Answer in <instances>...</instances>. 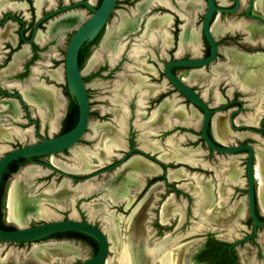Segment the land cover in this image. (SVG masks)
I'll return each mask as SVG.
<instances>
[{"label": "flooded vegetation", "instance_id": "flooded-vegetation-1", "mask_svg": "<svg viewBox=\"0 0 264 264\" xmlns=\"http://www.w3.org/2000/svg\"><path fill=\"white\" fill-rule=\"evenodd\" d=\"M101 1L102 0H96L95 3L92 4L90 0H0V158L15 148L38 142L42 137H53L68 131L66 130L69 125L67 116L70 112L71 100L75 99L68 92L66 80L64 82V87L61 86V82L51 79L50 71H59L61 69V76L64 72L65 78V53L68 42L76 29L93 13L82 2L97 8ZM142 1L143 0H126L127 3L134 4L135 8L136 4ZM185 1L186 0H163L161 4L149 0L147 8L144 10L145 12L143 11L140 14L141 17L139 16L136 26L125 33L118 34L109 42L115 49L120 50L129 47L128 45L131 43L129 37H131L132 33L137 32V37L134 38L136 42L133 44L139 45L131 50V55H127V58L129 56L132 57V59L141 66V72L126 70L116 75L121 82V87L125 81L132 80L134 77L139 80L138 86H133L132 89H128L126 92L122 93L120 99H118V97L116 98L119 104H121L119 105L120 107L112 106L111 104V106H108L110 110H108L107 113H111L118 119L120 117V120L113 122L105 120L103 118H106V116L100 114L102 118L98 117L97 120L93 121L101 125L103 123L107 124L108 132L106 136L116 141L118 147L114 148L110 154L104 155L102 158L103 160L93 155L96 159L100 160V162L93 163L91 158L90 164L92 167L85 172L73 171V166L70 167L69 170L60 168L53 165L50 160L44 161L43 158L45 156L33 157L35 161H28L26 158H18L11 161L3 172L0 184L1 229L14 230L22 228L7 220L6 196L5 214L2 213L3 196L5 191L7 194L8 189V187L6 189L7 181L12 176L20 174L25 166L39 165L46 172L33 177L36 178V180H34V185H32L36 187L35 189L32 190L28 188L26 183L25 193L27 195L32 193L34 195H39L40 199L44 201L42 202L43 207L45 209L47 208L49 211L46 205L51 204L54 200L53 198L48 199L49 196H43L41 192L51 183L54 184V187L58 186L64 179L67 180L70 190L62 197L59 203H52L58 210L64 212L59 219L46 220L40 217L31 218L23 227L33 226L48 221L71 219L91 224L100 229L107 237L99 221L92 220V216L95 212H100L101 214L108 210L107 206H111L114 208L111 210L115 212V217L118 213L128 217L138 205L139 201L145 197L151 186L156 183H161L162 188L154 193L150 201H146L147 203H151L152 222L155 235L159 238L157 243H154L155 245L151 247V250L157 249L158 252H162L174 248H181L182 255L179 264H243L240 258V251L247 245L251 252L252 264H264V241L262 240L264 237V226H258L257 229L254 230V224L250 216L247 200L248 151L243 149L237 152L224 153L215 151L209 147L201 135L203 111L196 105L191 104L188 99L171 84L164 72V66L170 60L205 57L208 56L210 52V46L201 29L206 1L200 0L201 2H205L204 9L201 8V2L199 1L200 7L196 9L195 12L191 11ZM214 1L217 7L232 9L236 5V0ZM237 1L238 6L234 11L224 12L216 10L213 13L210 27L217 21L219 27L226 30L217 35L212 33L218 48L217 57L212 64L221 65L227 62V59L225 62L219 61L220 56L226 58L223 52H221V48L234 49L243 54H246V52L252 53L254 51L264 52V42L261 40H247L248 33L241 29V25L247 23H252L254 26L264 29V21H261L264 20V0H262L258 6H256L258 0H253L248 13H246V10L250 5V0ZM118 3L119 1L116 0L109 17L97 35L93 39L86 40L82 43L81 47L85 46L90 50L83 66L81 68L79 67L82 72L85 64L94 51L93 47L98 45V48H101V41L113 15L118 13L119 16H121L120 12L117 10ZM172 6L176 8L175 10H181L184 17H180L176 11L172 10ZM199 10H202L201 16L199 17L200 24L198 29H196L199 32V45L197 47L198 52H194L192 50L193 48H190L186 44L181 46L179 38L182 32L181 30H183V25L187 28H194L193 20L196 15L195 13L199 12ZM75 12L83 13L84 18L78 21H71L69 27L61 25L55 28H49L51 22L56 21L66 14ZM134 12L131 17L124 15L126 18L133 20L135 15ZM164 14L169 16L165 23L161 26L157 25L158 27L153 26V28H151V25L147 27L151 20L162 17ZM115 21L118 22L117 19ZM230 25L234 26L233 30L227 29ZM63 44L65 45V50L62 56H58V49ZM135 53H137V55ZM147 57L151 62L146 61ZM156 60L163 61V70L161 72L164 79H160L159 81H156L159 79L157 75H160V72L156 71ZM60 61L62 63L61 68L59 65ZM112 61L114 62V60ZM120 63L112 67H109V63L95 64L88 70L90 73L87 76L82 74L85 85L88 81L112 76L116 69L120 68ZM150 65L151 68H149ZM211 65L198 68V70L202 69L208 74L206 68L210 70ZM123 67L126 68L125 66ZM223 67V69H226L227 66ZM171 69L176 76L183 80L184 76L190 73L188 68L181 66H174ZM183 71L186 73L184 76H181L180 73ZM223 73L227 74L228 72L224 71ZM218 75L216 77H218ZM216 77L212 80L214 81L217 79ZM42 83L46 85L52 84L58 87L64 98V106L54 127V129L57 128V132L52 136L48 134V128L51 127V112L45 104L41 102L38 93V85ZM94 83L92 89L99 87H96ZM196 83L205 85L209 82L203 83L197 81ZM189 85L205 101L209 109L216 110L214 113H211L207 126V134L215 144L219 146L249 144L253 147L254 153L252 162L254 173L253 191L255 214L259 221H264V210H262L258 199L259 184L255 175V165L257 162L256 152L260 150L264 152V147L260 145L259 148L261 149H259L254 145L257 139L264 138V105L262 109H257L256 111L247 110L246 103L243 101L242 97L250 94L251 90L255 89L234 87L230 90L224 88L225 85L219 86L217 89V96L214 97L216 102L212 104L199 91L198 86ZM148 86L150 89H146ZM220 88L223 90L221 91ZM86 89L90 104L89 122L83 138L75 145L82 142L86 135L92 134V129L89 126L92 122L91 117L99 115L91 108L92 102L87 86ZM116 91L118 92V89ZM165 100L174 102V104H176L175 106L183 104L187 113L191 107L197 110L199 117L195 119H199V126L196 134L191 132L192 129L189 126L191 123L187 121L188 119L172 116L166 110H161L155 121H148L151 111ZM8 106H10L11 109ZM249 111L250 113H248ZM216 113H225L227 115L230 133L227 135L225 141L218 140L213 133L212 119ZM257 113H259V117H257ZM249 116L253 118L256 117V122L252 125L242 122L238 124L235 121L237 117L249 118ZM136 117L139 118V120L133 122L132 120ZM166 118L170 119L169 124H166L168 123ZM147 128L160 129L163 139L166 134L171 133L173 130L177 131V134L165 138L166 142L163 140L151 142V138H145L146 134H151L149 130H145ZM135 129H138L141 133L136 134ZM235 133H242L243 135L246 133L250 134H248L246 138H243V140H238L240 137L233 135ZM180 134H182V136L178 137ZM102 136L103 131H97L88 138L89 142L84 146L88 147L89 151L93 152L97 142L102 139ZM151 147L154 148L151 149ZM70 148L61 152L69 151ZM130 150L131 152L126 156ZM177 150H180V152L178 151V153H176ZM164 153L172 158L169 160H162L159 158V156ZM46 156L49 157L50 155ZM134 156L142 157L157 165L159 172L155 174L139 175L140 177L138 178L130 176L135 181L131 182L127 187L128 194L132 197L131 204L127 206L124 200L112 203L107 196L110 193V187H112L113 172ZM112 157L115 158L107 163L106 161ZM229 157L236 158H234L236 161L234 167L237 169V175H231L233 166L230 161L228 162V160H230ZM192 158H194V162L191 161L193 160ZM71 160L74 162V166L77 167L78 163H76L73 158ZM43 162L56 167L57 170L42 165L41 163ZM177 169L182 170V176L168 179L167 174L169 170ZM61 172H65L69 174V176ZM4 177L5 180L3 179ZM197 182L201 186L211 185L210 191L213 195L212 202H206V193L198 190V187H196ZM88 184H92L91 187H93L90 189L86 188L85 186ZM262 185L261 188L264 195V182ZM134 190H138V194H134L132 192ZM98 195L99 200L102 202H97L95 200ZM167 196H171L169 208L171 209L170 212H172L170 214L171 216L169 215L166 220L162 221L160 213ZM177 198H180L182 202L179 207L177 206V208H174L173 206ZM216 198L221 199L220 214L218 213V215L213 213L216 210ZM155 203L157 205H154ZM237 206H239V209L236 212ZM118 207L121 209V212L117 211ZM208 209L213 212L209 213L210 210ZM49 212L51 213V211ZM126 212L128 213L126 214ZM100 221L105 223L108 222L106 216L101 217ZM241 221H243V226L246 228H243L244 232L240 235H236V228L241 224ZM189 223L193 224L189 226ZM187 226L189 227L186 229ZM196 236L198 239L194 238ZM180 238H182L183 241L179 243L178 240ZM257 239H260L261 242L259 243ZM49 241L68 242L76 249L75 254H77L79 250L88 249L90 252L89 257L93 256L98 249V243L92 236L76 231L54 233L37 242H33V244ZM0 242L6 245H24L30 243H9L1 239ZM30 248L26 251L24 256L22 255V258L29 255L28 252ZM9 255V247L7 248V246H5L0 248V258H6L4 264H78L82 261L75 260L73 262H68L70 261L71 255L69 257L57 258L52 260V262L40 261L35 258L34 260H23L20 258L12 262L8 257Z\"/></svg>", "mask_w": 264, "mask_h": 264}, {"label": "bare ground", "instance_id": "bare-ground-1", "mask_svg": "<svg viewBox=\"0 0 264 264\" xmlns=\"http://www.w3.org/2000/svg\"><path fill=\"white\" fill-rule=\"evenodd\" d=\"M198 1L199 0H186L185 2L187 4V6L191 9V11L194 12L197 9ZM156 2L161 3L160 0H156ZM261 2H262V0H258L256 2V6H258ZM147 5H148L147 1H144L142 3H138L136 5L137 11L135 12L133 20L132 19H127V20L122 19L121 24H120L121 27L117 28V34L120 35L122 33L127 32L128 30L134 28L136 26V22L138 21L140 14L147 8ZM168 17H169L168 15L164 14L162 17H159L157 19L154 18L156 20H154V19L151 20L148 23L147 27L150 25H151V28H153V26L155 27L157 25L161 26L163 23L166 22ZM83 18H84L83 13H80V12L69 13V14L64 15L63 17H60L56 21L51 22L49 25V28L50 27L55 28L56 26H61V25H63L64 27H67V26L69 27L70 26L69 24L71 21H75V20L78 21V20L83 19ZM122 18H123V16H122ZM233 27H234L233 25H230L229 27H227V29L233 30ZM241 27H242L241 29L245 30L248 33L247 40H249V41H255V40L260 41L261 40L262 42H264V29L263 28L256 27L252 23L243 24V25H241ZM237 28H239V27H237ZM112 30L113 29L109 28L105 32V35L101 41V45H105V43H107V41L112 37ZM150 30H152V29H150ZM225 30L226 29H223V28L219 27V25H218L217 34L224 32ZM179 42L181 45L186 44V45L191 46V48L196 49L199 45V32L193 30L192 28H187L184 26L182 32L180 33ZM97 53H98V51H95L93 54H91V56L89 57L83 71H87L91 68V66L93 65V63L96 60V54ZM224 55L227 58L226 65H228V66L226 67V69L230 70L229 68L233 67L234 70L236 71V72H232V74L230 76L231 80L237 82L236 79H238L239 83L241 84V86L244 89L249 88V89H255L256 90V89H259V87H261V84L264 83V55L263 54L247 55V54L237 52L234 49L226 48V49H224ZM220 68H221L220 65L216 64L215 66H213L212 69H213V72L218 74L220 72ZM50 77H51V79H53L57 82H61V80H62L61 73L57 70L50 71ZM207 78L208 77L204 74V72L202 70H198V69L192 70L187 76L186 75L184 76L185 82L189 83V84H192V83L197 82V81L203 82V81H206ZM127 82H132V83L136 82L137 84H139V80H137L135 77H134V79L129 80ZM38 89H39L38 90L39 98L41 99V102H43L45 104V106L50 110V112H51L50 119L54 123L55 120H57V118H58L59 114L61 113V110L64 106L63 105L64 104V98L61 95L59 88L55 87L52 84L46 85V84L42 83V84L38 85ZM147 89H150V88L147 87ZM175 105L176 104H174V102H172V101H169V100L163 101L157 108H154L151 111V115H150L148 120L149 121H155L159 116L160 110H166L169 114H171L172 116H175V117L188 119L187 121L191 122V123L194 122L196 117H199V113L193 107H191L189 112L187 113L185 111L183 104H178L177 106H175ZM8 107L11 109L10 106H8ZM259 113L256 114L257 117H259L258 116ZM235 121L238 124L240 122H242V123H248V124L252 125L253 123L256 122V117H254V118L250 117V116H249V118L237 117L235 119ZM51 125H52V123H51ZM101 127H102V125L97 124L95 122H91L92 134L90 135V137L93 134H95L97 131H99ZM102 128L104 129L102 139H100L97 142V144L95 146V150L93 152H90L87 147L80 146V145L71 151V155H72L73 160H75L76 163H78L77 167L73 166L74 169L71 168L73 171L85 172V171L89 170L92 167L90 164L91 163L90 162V154L91 153L95 154L98 159H102L104 157V155L111 153L112 150H114V148L118 147V144L116 143V141H114L110 137L106 136V134L108 132L107 126L103 125ZM212 129H213L214 136L218 140H221V141L226 140L227 135L230 133V131L228 128V123H227V115L225 113H216L213 116ZM233 135H237L238 137H243L242 133H235ZM152 148H154V147H151V149ZM155 148H157V147H155ZM188 149H190V148H188ZM178 151L180 152V150H177L176 153H178ZM256 156H257V162L255 165V175H256V178H257L258 184H259L258 199H259V203H260L262 210H264V198H263L264 195H263L262 188H261V185L264 182L263 181L264 152L263 151H260V152L257 151ZM159 158H161L162 160H169L172 157L168 156L167 154L164 153V154H161L159 156ZM234 158L235 157H229L230 160H228V162L230 161L232 166H233V170H232V174H231L232 176L237 175V169H236V167H234L235 162H236L235 161L236 158L235 159ZM192 159L193 160H191V161L194 162L195 161L194 158H192ZM50 162L55 166L69 170V168H66L64 165H62L57 160V158L56 159L52 158L50 160ZM45 172L46 171L43 170L39 165H27L21 171V174H19V177L12 179V181L9 183V186L7 189V194H6V215H7L6 217H7V220L9 222H13L17 226L23 227L28 223L29 220H31V218H37V217H40L42 219L48 218L49 213H48L47 209H45L42 205V202H44L43 199H40L39 195H34L33 193L27 195L25 193V187L26 186L24 183V182L27 183V181L30 178H32L33 176L41 175V174H44ZM158 172H159V168L157 167V165H155L149 161H146L145 159H142L139 156H134V157L130 158L125 164H123L121 167H119L118 169H116L113 172V180L111 182L112 187H110L111 190L109 189L110 193L108 194L107 197L110 198V201L112 203L119 202V200H124V201H126V205L128 206L129 204H131L132 197L128 194L127 187L129 186V184L131 182H135L134 179L130 176H134V177L138 178V177H140L139 175L155 174ZM182 174H183L182 170L177 169V170H169L167 175H168V179L169 178L173 179V178L181 177ZM239 174H241V173H239ZM20 178H24V181L23 182L19 181ZM204 181H206V180H204ZM233 182H235V181H233ZM91 185L92 184H88L85 187L90 189L93 187V186L91 187ZM196 185H197L196 187H198V190H201V191L206 193V202L207 203L212 202V196L213 195L211 194V191H210L211 185L209 186V184H208L206 186L205 185L201 186L198 182L196 183ZM161 188H162L161 183H156L153 186H151V188L146 193L145 198H143L142 200L139 201L138 205L135 207L136 209L134 208L133 212L128 217L125 218V217H123V215L121 213H118L116 217H114L112 219H108L109 226L107 229H103V231L106 233V235L108 237L107 240H109L111 242L110 250L112 251V253L114 252V256L111 257V260L108 264H179L180 263V259H181V255H182L181 248H174V249H170L167 251L165 250L162 252H158L157 249H154L152 251L145 249L144 248V242H145V233L146 232L138 227L140 225V222H141V217L144 214H146V212L143 214H140L142 209L145 208V206L147 204L146 201H149L153 197L154 193L156 191L158 192V190H160ZM69 190H70V187L67 184V180L64 179L56 187H54V184L51 183L49 186H47L41 192V194L43 196H49L48 199L53 198L54 203H59L61 201L62 197L64 195H66ZM106 192H107V190H106ZM196 192H197V190H196ZM219 196H220V194H219ZM223 198H224V196H223ZM213 199H214V197H213ZM224 200H225V198H224ZM170 201H171V196H169V197L167 196V199L161 208L160 216H161L162 221L166 220L172 212V211L170 212L171 209L169 208ZM142 202H143L144 206L139 208L138 206ZM215 203H216V210L214 212L210 209H208V210H210L209 213L213 212L214 214L218 215V213L220 212L219 209H220V205H221V199L220 198L217 199ZM238 209H239V206H237L235 211L237 212ZM121 225L123 226L125 231H128L130 234L128 240H126V242L128 243V245H127L128 247L124 244H119L118 228ZM125 236H123V237L126 238ZM262 240L264 241V237ZM125 247H127L128 249L126 250ZM74 253H75V250H74V246L72 244H70L68 242H52V241L34 244L31 246L30 251L28 252V254L32 255L34 258H36L40 261H46V262H52V260H55V259L61 258V257H69L70 255H73ZM240 256H241L240 258L242 260L241 262H243V264H252L251 252H250V249L247 245H245L243 247V249L240 251ZM5 260H6V258L4 259V257L0 258V264H4Z\"/></svg>", "mask_w": 264, "mask_h": 264}, {"label": "water", "instance_id": "water-1", "mask_svg": "<svg viewBox=\"0 0 264 264\" xmlns=\"http://www.w3.org/2000/svg\"><path fill=\"white\" fill-rule=\"evenodd\" d=\"M206 8L203 14V20L201 24V29L203 35L210 46V52L208 56L198 57V58H186V59H173L168 61L164 66V72L171 84L180 92L188 101L199 107L203 111V118L201 123V135L205 140V143L218 152L232 153L237 152L243 149L248 151V163H247V180H248V206L251 219L254 224V230L258 226H264V221H259L255 214L254 207V173H253V147L249 144H240L235 146H219L215 144L207 134V126L210 120L211 113H214L216 110L209 109L205 101L196 93V91L183 79L179 78L172 71V67L181 66L189 69V72L192 70L205 67L206 65H211L217 57V43L213 36L217 35L219 23L215 21L210 27V22L213 16L214 11H224L231 12L234 11L238 6V1L236 0V5L232 9L217 7L214 0H205ZM252 1L250 0V5L246 10L252 6ZM116 0H102L100 5L97 8L90 6L89 4L82 2L86 5L93 13L92 15L81 24L76 31L71 36L65 53V80L69 94L76 100L78 105V120L73 128L70 130L59 134L53 137H42L40 141L34 142L19 148H15L0 158V184L2 180V175L7 167V165L18 158H26L28 161H35L33 157L45 156L44 161H49L57 155L63 153L64 155L71 152L73 149L81 145L82 142L75 145L81 138H83L86 127L89 122L90 115V104L88 98V92L86 85L83 79V72L79 68L78 64V52L82 43L86 40L93 39L97 33L100 31L107 18L109 17ZM114 17V15H113ZM113 20V18H112ZM112 20L108 23V28L112 24ZM261 20V19H260ZM264 21V20H261ZM106 30V31H107ZM212 30V32H211ZM213 33V34H212ZM248 55L253 54H264L263 51H254L252 53L246 52ZM222 108V107H221ZM219 108V109H221ZM91 128V123L89 124ZM85 138V137H84ZM84 140V139H83ZM82 140V141H83ZM75 145V146H73ZM73 146V147H72ZM71 147V148H70ZM70 148L69 151L61 152L65 149ZM60 152V153H58ZM131 150L126 154L129 155ZM56 153V154H55ZM53 154V155H51ZM46 155H50L47 157ZM42 165L57 170L56 167L49 165L47 163H41ZM66 176L69 174L61 172ZM63 231H76L82 232L84 234L92 236L98 243L97 252L85 259L78 264H108L111 260V254L109 252V242L104 233L97 227L81 222L79 220H55L40 223L33 226L22 227L14 230H4L0 228V239L9 242V243H18V242H30L24 245L17 246H30L34 245L33 242H37L47 236H50L54 233L63 232ZM37 244V243H35ZM109 252V255H108Z\"/></svg>", "mask_w": 264, "mask_h": 264}, {"label": "rangeland", "instance_id": "rangeland-1", "mask_svg": "<svg viewBox=\"0 0 264 264\" xmlns=\"http://www.w3.org/2000/svg\"><path fill=\"white\" fill-rule=\"evenodd\" d=\"M92 4L95 3L96 0H90ZM119 3L117 5V10L120 12V15L118 13H115L114 14V17H113V20H112V24L110 26L112 30V37L107 41V43H105V45H101L100 44V47L101 48H98V45L97 46H94L93 47V53L95 51H98V53L96 54V60L95 62L93 63V65L91 66V68L96 64H104V63H109L110 66L109 67H112V66H115L117 64H121L120 68L119 69H116V71L114 72V74L112 76H108L106 78H99V79H95V80H91V81H88L86 82V86L89 90V94H90V99H91V108H93V111L97 112V114L99 115H94L91 117V121H95L97 120L98 117L102 118L100 116V114L102 116H106V118H103L105 120H109V121H119L120 120V117L119 119L116 118V116L112 115L111 113H107L108 110H110V108H108V106H119L121 104H119L118 100L116 99L118 97V99H120L122 93L126 92L128 89H132L133 86H138L139 84H137L136 82L132 83V82H124L122 84V87L120 85V80L118 79V77L116 76L117 74H120V73H123L124 71L126 70H129V71H132L133 72H141V66H139L136 61L134 59H132V57H128L127 58V55H131V50L134 49V47H137L139 44H133L135 43L136 38L137 37V32L135 33H132L130 40H131V43L130 45H128L129 47H125L123 49H115L113 48V46H111V43H109L110 41H112V39L114 37H116L118 34H117V28H120L121 27V21L122 19L124 20H127L128 18H126V16H132L133 15V12L137 11V9L135 8V5L134 4H131V3H127L126 0H118ZM144 1H147V3L149 2V0H143L142 2ZM153 2H155L156 0H152ZM161 1V4L163 2V0H160ZM200 1V0H199ZM198 1V5H197V9L200 7V3ZM142 2H139V3H142ZM201 2V1H200ZM160 3V2H159ZM186 3V2H185ZM138 4V3H137ZM136 4V5H137ZM187 5V4H186ZM204 6H205V2H201V8L204 9ZM172 10L176 11L180 17H184L183 16V12L181 10H175L176 8L172 6L171 8ZM134 12V14H135ZM195 12V11H194ZM201 12L202 10H199V12L195 13V18L193 20V26L194 28H192L193 30L197 31L196 29H198L199 27V24H200V20H199V17L201 16ZM122 13V14H121ZM126 16H125V15ZM167 15V14H166ZM123 16V18H122ZM87 17V16H86ZM117 19L118 22H116L115 20ZM120 22V23H119ZM256 23V22H254ZM258 24V23H257ZM259 25V24H258ZM184 25L182 26V29H183ZM186 27V26H185ZM182 31V30H181ZM198 32V31H197ZM181 45V44H180ZM182 46V45H181ZM189 46V45H188ZM191 48V46H189ZM98 48V49H97ZM96 49V50H95ZM197 49V48H196ZM196 49H192L194 52H198V50ZM65 50V45H61V47L58 49L59 53H58V56H62L63 52ZM202 50V49H201ZM221 52H223V55H224V49L221 48L220 49ZM147 51V50H146ZM92 53V54H93ZM129 53V54H128ZM137 55V53H135ZM118 56V57H117ZM225 56V55H224ZM227 58H224L223 56H220L219 58V61L221 62H225ZM114 60V62L112 61ZM146 61L148 62H151L148 57L146 59ZM157 64V72H160V75H157V77L159 79H157L156 81H159L160 79H164V76L162 74V70H163V61L162 60H156ZM61 63V61H60ZM60 68L62 67V63L60 64ZM227 63V62H226ZM226 63H222L220 65V71L223 73L224 71L228 72L227 74L225 73H221L219 72L218 74L216 73H213V66H215V64H212L210 66V70L208 68H206V71L207 73L209 74H206L202 69V71L204 72V74L208 77L206 79V81H203L204 82H209V83H206L205 85H199L198 83H193L191 85L193 86H198V89L199 91L204 95V97L206 99H208L210 101V103H215L216 102V99L214 97L217 96V89L218 87L222 86V85H225L224 88H228L230 90H232L234 87L235 88H243L241 86V84L239 83V80H237V82L233 81V80H229V76L232 74V72H236L234 70L233 67L229 68L230 70H227V69H223L224 67L223 66H228L226 65ZM114 64V65H113ZM86 65V64H85ZM123 66H125L126 68H124ZM151 67V66H150ZM149 67V68H150ZM212 67V68H211ZM90 68V69H91ZM84 69V68H83ZM89 69V70H90ZM224 70V71H223ZM232 70V71H231ZM59 72L61 73V69L59 70ZM128 72V71H127ZM90 72L87 71H83V75L84 76H87ZM185 71L181 72L180 75L181 76H184L185 75ZM218 75V77H216ZM214 77H216L217 79H215L214 81L212 80ZM62 80H61V86L64 87V82H65V78H64V72L62 73V76H61ZM210 78V79H209ZM212 78V79H211ZM212 80V81H211ZM96 81V82H95ZM98 81V82H97ZM211 81V82H210ZM95 82V83H94ZM199 82H202V81H199ZM93 83L94 85L97 87L95 89H92L93 87ZM130 86V87H129ZM148 88H150L148 86ZM263 88V89H262ZM118 89V92L116 91ZM147 89V87H146ZM220 90L222 91L223 89L220 88ZM262 92V93H261ZM261 93V94H260ZM243 101L246 103V108L247 110H250V111H256L257 109H262L263 108V105H264V84H261V87H259V89H256V90H251L250 94H247L245 96L242 97ZM111 104V105H110ZM114 107V108H116ZM120 107V106H119ZM250 111L248 113H250ZM161 112V110L159 111V113ZM116 113L118 114V112L116 111ZM108 115V116H107ZM129 118V117H128ZM175 119V118H174ZM139 118H134L132 121L136 122L138 121ZM169 120L170 119H167V122L166 124H169ZM177 120V119H175ZM149 121V120H148ZM52 123L51 127L48 128V134L50 136H52L54 133L57 132V128L54 129L55 127V123H56V120L55 122L53 123V121L50 119V124ZM97 123V122H95ZM118 123V122H117ZM120 123V122H119ZM191 123V122H190ZM99 124V123H97ZM101 125V124H100ZM103 125L107 126L106 123H103L102 124V127ZM192 129V133L196 134L197 130H198V126H199V119H195L194 122H192L190 125H189ZM100 128V130H102L103 128ZM108 127V126H107ZM138 129H135V132L136 134H139L141 133L139 130L137 131ZM145 130H149L150 131V135L146 134L145 138H151V142H154V141H157V140H163L166 142V139L167 137L169 136H174L177 134V131L173 130L171 133H168L166 134L163 139V137L161 136V131L160 129H151V128H147ZM104 131V129L102 130ZM248 134L250 133H246L245 135H243V137H240L238 140H243V138H246L248 136ZM149 136V137H148ZM182 134L178 135V137H181ZM184 136V135H183ZM88 138H90V134L89 135H86L85 139L82 141L81 145L80 146H84L86 143H88ZM168 141V140H167ZM264 144V138H259L257 139V142L256 144H254L256 147L259 148V146L261 145V147H264L263 146ZM88 148V147H87ZM261 149V148H259ZM261 151V150H260ZM259 151V152H260ZM91 152V151H90ZM92 154V153H91ZM90 154V159L92 158V162L93 163H99L100 160L96 159L95 158V154ZM110 154V153H109ZM95 155V156H93ZM55 159L57 158V160L62 164L64 165L66 168H70L72 166H74V162L71 160L72 159V155H71V152H69L68 154L64 155L63 153L57 155L56 157H54ZM115 157H112L111 159H108L106 162L109 163L110 161H112ZM142 158V157H141ZM143 159V158H142ZM146 160V159H145ZM148 161V160H146ZM150 162V161H149ZM104 163V162H103ZM102 163V164H103ZM152 163V162H151ZM68 165V166H67ZM21 174V173H20ZM36 176V175H35ZM109 176V174H108ZM16 177H19V174L16 175V176H12L6 183V189L9 185V183L12 181V179L16 178ZM34 177V176H33ZM32 179L30 178L28 181H27V186L28 188H31L32 190L35 189L36 187L32 186L34 185V180H36V178H33ZM21 179V180H20ZM19 181L23 182L24 181V178H20ZM25 185H26V182H24ZM34 187V188H33ZM31 190V191H32ZM134 194H138V190H134L132 191ZM5 196H6V191L4 193V196H3V202H2V213L5 214ZM99 195L97 196V199H95L97 202H102L101 200H99ZM145 198V197H144ZM151 200V199H150ZM149 200V201H150ZM182 202V200L180 198H177V200L175 201V205L173 206L174 208L177 206L179 207L180 203ZM154 205H157L156 203ZM49 209V211H51V213L48 211L49 213V216L48 218H45L46 220H54V219H59L62 215H63V211L62 210H58L56 206H54L51 202V204H47L46 205ZM71 206V205H70ZM144 204L143 202L138 206L139 208L140 207H143ZM108 207V210L101 213L100 212H95V214L92 216V220H97L99 221L100 225H102V227L104 229H107L108 226H109V221L107 223L105 222H102L100 221V218L101 217H104L106 216L107 217V220L108 219H112V217H115V212H112L111 209H114L112 208L111 206H107ZM114 207V206H113ZM47 209V208H46ZM136 209V208H135ZM144 209V210H143ZM141 213L140 214H143L146 212V214H144L142 217H141V222H140V225L138 226L139 228H141L142 230H144L146 233H145V241H146V246H145V242H144V248L149 250V251H152L151 250V247H153L155 244L154 243H157L158 241V237L155 235V229H154V226H153V222H152V217H151V203H147L145 208H143ZM117 211H120L121 212V209L118 207L117 208ZM135 211V210H134ZM133 212V211H132ZM131 212V213H132ZM128 212H126L127 214ZM125 217V216H123ZM126 218V217H125ZM193 223H189V226H191ZM243 221H241V224L236 228V235H240L243 231V228H246L245 226H243ZM187 226L186 229L189 227ZM143 227V228H142ZM263 231V230H262ZM261 231V232H262ZM125 233V234H124ZM126 235V236H125ZM118 236H119V244H124V245H128V243L126 242V240H128L130 234L128 231H125V229L123 228V226H119L118 228ZM123 236H125L126 238H124ZM259 238H261L260 236H258ZM196 239H198V237H194ZM183 239L180 238L178 240V242H182ZM257 241L260 243V239H257ZM125 242V243H124ZM185 243V241H184ZM109 245L111 246V242L109 241ZM7 246V248L9 247L10 248V255L8 256L9 259L14 262V261H17V259H20L22 258V255L24 256V254L26 253V251L29 250V248L32 246H17V245H9V244H4L2 242H0V248H3ZM128 247V246H127ZM127 247L126 250L128 249ZM124 248V249H125ZM131 248V247H130ZM75 250V253H76V249L74 248ZM74 253V254H75ZM133 253V252H132ZM110 254H111V257L114 256V252L112 253V251L110 250ZM71 256V255H70ZM90 256V252L88 249H84V250H79L77 254L75 255H72L71 258H70V261L68 262H73L75 260H85L87 259L88 257ZM23 260H34V257L32 255H26L25 257L22 258ZM36 259V258H35Z\"/></svg>", "mask_w": 264, "mask_h": 264}, {"label": "trees", "instance_id": "trees-1", "mask_svg": "<svg viewBox=\"0 0 264 264\" xmlns=\"http://www.w3.org/2000/svg\"><path fill=\"white\" fill-rule=\"evenodd\" d=\"M96 41V40H95ZM89 49L88 47H81V49L79 50V54H78V62H79V67L81 68L87 58V55L89 54ZM78 118V105L77 102L75 100H71V106H70V112L67 116V121L69 122L68 127L66 128V130H69L73 127V125L76 123ZM5 180V177L3 178Z\"/></svg>", "mask_w": 264, "mask_h": 264}]
</instances>
